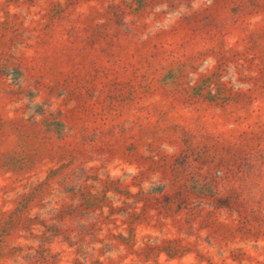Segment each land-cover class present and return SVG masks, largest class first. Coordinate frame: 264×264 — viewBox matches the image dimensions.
<instances>
[{
    "label": "rangeland",
    "instance_id": "rangeland-1",
    "mask_svg": "<svg viewBox=\"0 0 264 264\" xmlns=\"http://www.w3.org/2000/svg\"><path fill=\"white\" fill-rule=\"evenodd\" d=\"M0 264H264V0H0Z\"/></svg>",
    "mask_w": 264,
    "mask_h": 264
}]
</instances>
